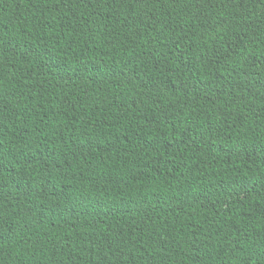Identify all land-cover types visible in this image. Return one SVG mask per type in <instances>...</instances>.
<instances>
[{
    "label": "trees",
    "instance_id": "obj_1",
    "mask_svg": "<svg viewBox=\"0 0 264 264\" xmlns=\"http://www.w3.org/2000/svg\"><path fill=\"white\" fill-rule=\"evenodd\" d=\"M0 264H264V0H0Z\"/></svg>",
    "mask_w": 264,
    "mask_h": 264
}]
</instances>
